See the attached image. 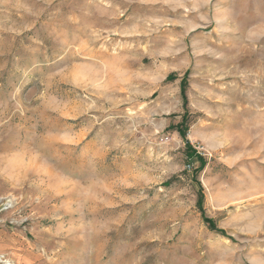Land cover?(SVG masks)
Instances as JSON below:
<instances>
[{
  "label": "rangeland",
  "instance_id": "rangeland-1",
  "mask_svg": "<svg viewBox=\"0 0 264 264\" xmlns=\"http://www.w3.org/2000/svg\"><path fill=\"white\" fill-rule=\"evenodd\" d=\"M0 264H264V0H0Z\"/></svg>",
  "mask_w": 264,
  "mask_h": 264
},
{
  "label": "trees",
  "instance_id": "trees-1",
  "mask_svg": "<svg viewBox=\"0 0 264 264\" xmlns=\"http://www.w3.org/2000/svg\"><path fill=\"white\" fill-rule=\"evenodd\" d=\"M179 135L184 140L186 159L189 163L188 164L189 167H190V162L195 158L202 161V157L192 147H190L189 142L186 140V130L185 129L179 130ZM205 223H208L211 229L214 228L213 224L209 220H206Z\"/></svg>",
  "mask_w": 264,
  "mask_h": 264
}]
</instances>
